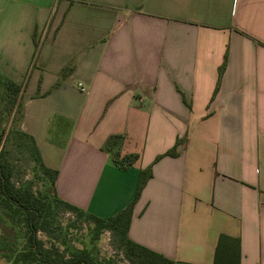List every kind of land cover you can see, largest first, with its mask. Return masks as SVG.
<instances>
[{
  "label": "crops",
  "instance_id": "crops-1",
  "mask_svg": "<svg viewBox=\"0 0 264 264\" xmlns=\"http://www.w3.org/2000/svg\"><path fill=\"white\" fill-rule=\"evenodd\" d=\"M0 73L59 199L114 216L153 163L131 241L213 264L226 235L264 264V0H0ZM115 135L126 171L102 150Z\"/></svg>",
  "mask_w": 264,
  "mask_h": 264
},
{
  "label": "trees",
  "instance_id": "trees-1",
  "mask_svg": "<svg viewBox=\"0 0 264 264\" xmlns=\"http://www.w3.org/2000/svg\"><path fill=\"white\" fill-rule=\"evenodd\" d=\"M34 37V46L37 48ZM226 57L218 68V81L224 70ZM2 92L0 99L9 103L10 111L22 108L18 103L21 90L20 85L15 84L0 73ZM218 84V82H217ZM18 120V124L20 121ZM15 134L19 137V144L27 149L29 157L34 164L35 170L39 172L41 180L47 184V195L45 198L36 196L31 186L27 183L16 186L12 182L13 169L4 149L6 138L3 141L4 132L0 134V224L9 223L12 227L20 230L23 243L18 247L8 246L5 242V234L2 232L0 242V260L5 264H111L109 261L100 260L87 248L70 249L66 241L62 240L60 247L54 243L47 246L38 238V232H43L48 237L51 233L61 230L54 222L50 214L52 205L62 206L65 210L74 213L91 224V240L96 241L100 234L109 232L116 239L119 249L128 264H187L169 260L164 256L143 247L128 238L133 206L139 199L140 194L148 180L152 178V164L139 170L134 198L123 210L111 217H98L59 199L55 193V181L57 171L47 168L41 159L40 152L34 139L19 130ZM122 137L115 135L108 138L102 150L111 155V163L119 170H128L137 160V154L122 155L120 151ZM182 141L177 140L174 146L165 153L158 155L154 163L163 157H175L176 148ZM49 190V191H48ZM4 245V246H3ZM7 246V247H6ZM213 264H240V242L238 238L219 235L213 255Z\"/></svg>",
  "mask_w": 264,
  "mask_h": 264
},
{
  "label": "rangeland",
  "instance_id": "rangeland-1",
  "mask_svg": "<svg viewBox=\"0 0 264 264\" xmlns=\"http://www.w3.org/2000/svg\"><path fill=\"white\" fill-rule=\"evenodd\" d=\"M2 90L0 82V93ZM9 108V103L7 104L0 99V134L2 131L4 132L3 141L8 139L4 144V149L13 169L12 182L16 186L27 183L36 196L45 198V196L50 195H47L48 186L41 180L39 172L35 170V166L29 157V152L25 147L20 146L19 137L15 134L20 118V108L17 107L12 111ZM50 214L61 230L59 233H51L48 237L43 232H38V238L43 240L47 246L54 243L62 251L63 248L60 243L65 240L70 249L87 248L100 260L109 261L111 264H128L111 233L103 232L96 241H93L90 236L92 226L83 218L77 217L62 206L56 207L54 205H52ZM2 232L5 234L4 241L8 243L9 247H18L23 243L20 230L12 227L9 223L0 224V242L2 241ZM0 264L5 263L0 260Z\"/></svg>",
  "mask_w": 264,
  "mask_h": 264
},
{
  "label": "built area",
  "instance_id": "built-area-1",
  "mask_svg": "<svg viewBox=\"0 0 264 264\" xmlns=\"http://www.w3.org/2000/svg\"><path fill=\"white\" fill-rule=\"evenodd\" d=\"M79 86H81V85H79ZM82 91H83V88H82Z\"/></svg>",
  "mask_w": 264,
  "mask_h": 264
}]
</instances>
